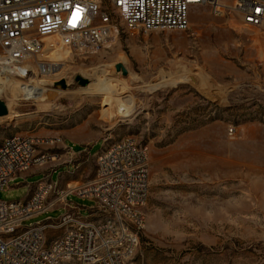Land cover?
I'll use <instances>...</instances> for the list:
<instances>
[{"label":"rangeland","instance_id":"obj_1","mask_svg":"<svg viewBox=\"0 0 264 264\" xmlns=\"http://www.w3.org/2000/svg\"><path fill=\"white\" fill-rule=\"evenodd\" d=\"M51 52L37 59L54 61L56 71L36 73L27 86L11 80L1 86L8 115L0 117V142L55 139L38 149L59 155L56 147L68 137L92 144L95 154L105 138L131 137L149 149L137 264H264V25L191 7L186 30L133 34L122 28L92 55ZM117 63L127 76L115 70ZM77 76L89 84L79 86ZM25 89L27 98L20 94ZM65 169L54 171L52 180ZM42 176L11 182L0 201L25 198ZM67 201L82 217L94 206L75 195ZM64 213L58 207L22 226Z\"/></svg>","mask_w":264,"mask_h":264},{"label":"built area","instance_id":"obj_2","mask_svg":"<svg viewBox=\"0 0 264 264\" xmlns=\"http://www.w3.org/2000/svg\"><path fill=\"white\" fill-rule=\"evenodd\" d=\"M191 7H206L215 16L233 12L244 25H264V0H0V88L10 80L27 86L36 73L56 71L54 61L37 59L50 50L48 43L92 55L122 28L133 34L186 30ZM54 140L11 136L0 142V191L32 168L50 165L28 198L0 201V264H137L149 196L148 147L131 137L105 138L94 177L60 189L52 180L59 155L38 149ZM70 195L93 201L87 217L67 201ZM58 207L65 210L58 219L22 226Z\"/></svg>","mask_w":264,"mask_h":264},{"label":"crops","instance_id":"obj_3","mask_svg":"<svg viewBox=\"0 0 264 264\" xmlns=\"http://www.w3.org/2000/svg\"><path fill=\"white\" fill-rule=\"evenodd\" d=\"M67 139L71 140L73 144H70V142H68ZM91 145L92 144H87V146H83L78 141L73 140L68 137L62 139L61 143L57 145L56 148L58 150H61L62 154H59V161L52 168V175L54 171H56L58 168H61V167L67 168L65 169L64 172H61L58 175V179L56 182L60 189H65L66 185L79 184L81 182H84L94 177L95 168H96V156L102 150L104 142H103L101 149L95 154H92ZM49 168H50V165L34 167L28 172L19 176L18 178L27 179L28 177L33 176L35 174L43 175V173L47 172ZM16 180L12 182H15ZM38 182L39 181H37L34 185L30 186L29 192L25 198H28L32 194ZM48 236L52 237L53 232H50Z\"/></svg>","mask_w":264,"mask_h":264},{"label":"water","instance_id":"obj_4","mask_svg":"<svg viewBox=\"0 0 264 264\" xmlns=\"http://www.w3.org/2000/svg\"><path fill=\"white\" fill-rule=\"evenodd\" d=\"M114 68L117 72H120L123 76H127L128 74L127 69L121 63L115 64ZM75 81L81 87H86L89 84V81L81 76L75 77ZM58 85L64 88L66 84L65 81H60ZM7 115H8V107L4 101L0 100V117H4Z\"/></svg>","mask_w":264,"mask_h":264},{"label":"bare ground","instance_id":"obj_5","mask_svg":"<svg viewBox=\"0 0 264 264\" xmlns=\"http://www.w3.org/2000/svg\"><path fill=\"white\" fill-rule=\"evenodd\" d=\"M47 46H52V47L50 48V50H49V51H52V52H51V55H52L53 53H55V52H58L59 50H63V49H59V45H57V42H56V41H55V42H52V43H48ZM55 49H56V50H55ZM58 49H59V50H58ZM65 52H66V51H65ZM49 57H50V56H49ZM50 58H51V57H50ZM39 83L42 84V81H41V82L39 81ZM100 85H101V84H100ZM108 86H109V85H108ZM108 86L105 87V90H106V91H107V90H113V92L115 91V90H114L115 88H113L114 86L111 87V88H113V89H109L110 87L108 88ZM23 89H24V88H23ZM94 90H95V89H94ZM97 90H98V91H99V90H103V88L100 89V88L98 87ZM1 91H2V89L0 88V93H1ZM43 91H44V89L41 88V87H40V88H37V89H34V92H35L34 95H36L37 97H39ZM2 92H3V91H2ZM21 92H22L23 94H22V93H20V94H21V95H24V96L27 98V96H28L27 94H28L29 92H27L26 89H25V90H22ZM111 92H112V91H111ZM110 95H111V94H110ZM25 97H24V98H25ZM28 97H29V96H28ZM20 98H21V97H20Z\"/></svg>","mask_w":264,"mask_h":264}]
</instances>
